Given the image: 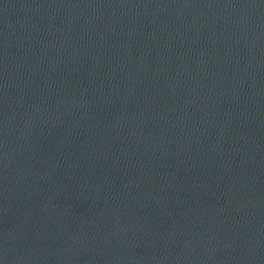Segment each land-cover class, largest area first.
Returning a JSON list of instances; mask_svg holds the SVG:
<instances>
[{
	"label": "water",
	"instance_id": "95a60500",
	"mask_svg": "<svg viewBox=\"0 0 264 264\" xmlns=\"http://www.w3.org/2000/svg\"><path fill=\"white\" fill-rule=\"evenodd\" d=\"M0 264H264V0H0Z\"/></svg>",
	"mask_w": 264,
	"mask_h": 264
}]
</instances>
